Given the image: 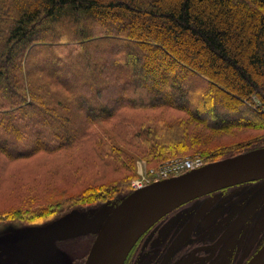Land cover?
<instances>
[{"label": "trees", "instance_id": "trees-1", "mask_svg": "<svg viewBox=\"0 0 264 264\" xmlns=\"http://www.w3.org/2000/svg\"><path fill=\"white\" fill-rule=\"evenodd\" d=\"M63 21L76 36V47L104 44L106 49H93L98 55L115 53L117 68L112 69L108 58L96 63L89 52L57 57V49H63L62 37L60 31L55 33L54 25ZM92 24L99 26V34ZM39 45H43L42 52L35 56ZM45 48L49 53L40 64L47 66L34 71L33 61ZM81 58L88 82H101L94 91L87 86V95L80 84H74V113L82 110L88 123L112 120L125 107L122 95L109 103L102 101L106 86L112 83L111 91L121 88L135 95L128 98L133 108L170 107L186 117H155L127 138L144 145L132 152L103 146L104 141L94 138L88 129L84 134L73 132L69 98L56 88L75 83L83 74L76 70L71 78H58L53 66L74 70ZM190 79L196 80L197 89ZM256 127L264 129V0H0V154L9 163L42 152L71 156L70 151L95 140V156L112 171L126 167L133 156L145 158L156 168L191 151L209 155L199 150L209 141L202 134ZM254 148L258 147L250 149ZM70 163L77 167L76 162ZM126 179L99 190L85 187V193L70 201L90 206L117 199L121 203L132 193V181L129 194L125 193ZM66 185L50 194L62 195L81 187ZM50 194L49 203L0 215L7 218L8 213L16 212L12 217L18 220H33L35 215L46 218L64 206Z\"/></svg>", "mask_w": 264, "mask_h": 264}, {"label": "rangeland", "instance_id": "rangeland-1", "mask_svg": "<svg viewBox=\"0 0 264 264\" xmlns=\"http://www.w3.org/2000/svg\"><path fill=\"white\" fill-rule=\"evenodd\" d=\"M92 25L95 34H99V26L96 24ZM55 27V33L58 31L61 32L62 41L60 47L63 48L57 49V57L64 58L89 52L96 57V63L99 64L102 58H108L111 62L110 65L112 69L117 68L114 62L115 53L112 52L110 56H105L102 53L98 55V53H96V49L102 50L107 48L104 44L98 42L96 45L86 44L82 48L76 47V45L73 44V40L76 39V36L72 34L69 24L63 21L58 25H54V28ZM39 46L40 47L35 51V53L37 52L35 56H38L42 52L41 49L43 45ZM94 46H96V49H93ZM113 48H115V44H113ZM117 49L116 46L114 51ZM48 53L49 49L45 48L41 56L34 59L32 66L34 71L41 70V68L43 69L47 66L46 63H40ZM78 65L80 68L75 66L74 70L69 68L59 70L56 66H53L55 75L57 74L56 76L58 78H71V74L76 72V70L85 75H79L78 78H76L77 80L75 79V83H70L69 86L63 87L58 85L56 88L62 97L69 98L70 104L67 105H69V110L74 114V122L70 126L73 132L77 130V133L84 134L85 130L88 129L90 134H93L92 136H94V138L104 141L103 146L108 148L109 146L115 145L122 147L127 152H132L137 149H142L144 145L140 140L135 141V138H127L132 134H138L140 129L151 122L155 117H162V119L165 120L186 117L183 112L170 107L159 109L133 108L128 98H135V95L132 93L131 95L125 93L121 88L111 91V87L114 86L112 83L106 86L102 101L104 103H109L108 101L111 98L122 95V97L126 99L123 102L125 107L121 108L118 113L119 115L112 120H98L96 123L90 124L86 120L82 110H79L76 114L74 113L76 110L74 106H77V101L74 100L75 96L73 95V91L76 89L75 85L80 84V90L86 94V90L88 89L87 86L94 91V89L101 85V82L99 79L97 81L90 80L88 82V75H86L85 72V62L82 58ZM118 75L123 82V75H121V73H118ZM107 80L110 81V79L105 78V81ZM191 82L192 84L190 85L197 89V87L194 86L196 80H192ZM199 86L201 87V85ZM79 94L81 95L80 92ZM247 105L250 107L249 104ZM202 135L204 137H209V141L200 146L199 150L204 149L209 155L202 153L203 151L198 153L191 151L186 155L172 157L159 164L156 168L145 158L133 156L134 160L128 162L126 167L112 171L106 164H101L98 157L95 156L97 153V143L95 140L81 146L79 145L77 148L73 149L72 152H69L71 156H64L65 152L50 155L42 152L29 160L9 163V161L0 154V213L3 211L16 210L18 208H36L46 204L45 202H51L48 194L56 187H67L66 184L81 185V187L68 189L62 195L56 192L50 194L58 201V204H64V206L62 205L56 213L50 212L51 215L46 218L42 219L39 215H35L33 220L27 218L18 220L12 217L16 212L12 214L8 213L7 218H3V215H0V264H85L84 261L88 257L102 225H100L98 229L74 236L66 238L54 237L50 243H47L48 236L52 231L74 228L73 226L84 224L100 215L105 207L119 204V199L114 202L95 204L93 206L72 204L73 202L70 201V198L85 193V187L99 190L100 188L103 189L104 186L108 184L120 182L123 177H127L125 182V193H128L130 181L135 182L144 179L146 175L151 177L153 171L159 172L164 168L172 166L176 163V160L182 161L201 157L209 164L214 163L212 162L213 160L218 162L248 152L251 150L250 148L252 146L258 148L264 147V129H259L257 127L254 130L251 128L232 129L231 133L228 134ZM0 140H3V138H0ZM90 143H92L90 146H85ZM77 151L80 152L77 153ZM230 153L232 154L228 155ZM75 154H77V156H75ZM70 162H76L77 167L73 168ZM80 175L81 177H79ZM65 180L66 182L64 183ZM111 212L112 210L109 211V214H111ZM155 225H157V223Z\"/></svg>", "mask_w": 264, "mask_h": 264}, {"label": "flooded vegetation", "instance_id": "flooded-vegetation-1", "mask_svg": "<svg viewBox=\"0 0 264 264\" xmlns=\"http://www.w3.org/2000/svg\"><path fill=\"white\" fill-rule=\"evenodd\" d=\"M263 245L264 180L172 212L139 239L124 264H248Z\"/></svg>", "mask_w": 264, "mask_h": 264}, {"label": "water", "instance_id": "water-1", "mask_svg": "<svg viewBox=\"0 0 264 264\" xmlns=\"http://www.w3.org/2000/svg\"><path fill=\"white\" fill-rule=\"evenodd\" d=\"M262 180L264 147L136 191L84 224L52 231L47 243L54 237L66 238L102 225L86 264H124L139 239L175 210L225 189ZM248 264H264V245Z\"/></svg>", "mask_w": 264, "mask_h": 264}, {"label": "built area", "instance_id": "built-area-1", "mask_svg": "<svg viewBox=\"0 0 264 264\" xmlns=\"http://www.w3.org/2000/svg\"><path fill=\"white\" fill-rule=\"evenodd\" d=\"M204 164V161L200 157L186 160H176V163L172 166L162 169L159 172L153 171L151 177L145 176L144 179L137 180L132 183V188L139 190L144 188L147 184L155 181H161L163 179L170 178L172 176L180 175L186 171L194 170L201 167Z\"/></svg>", "mask_w": 264, "mask_h": 264}, {"label": "bare ground", "instance_id": "bare-ground-1", "mask_svg": "<svg viewBox=\"0 0 264 264\" xmlns=\"http://www.w3.org/2000/svg\"><path fill=\"white\" fill-rule=\"evenodd\" d=\"M133 183V182H132ZM87 258L85 259L84 263L86 262Z\"/></svg>", "mask_w": 264, "mask_h": 264}]
</instances>
